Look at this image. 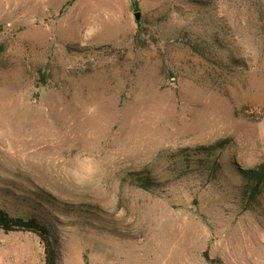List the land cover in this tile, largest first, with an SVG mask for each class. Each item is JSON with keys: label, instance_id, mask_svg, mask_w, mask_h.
I'll list each match as a JSON object with an SVG mask.
<instances>
[{"label": "rangeland", "instance_id": "rangeland-1", "mask_svg": "<svg viewBox=\"0 0 264 264\" xmlns=\"http://www.w3.org/2000/svg\"><path fill=\"white\" fill-rule=\"evenodd\" d=\"M262 163L264 0H0V207L59 264H264L238 198ZM44 260L0 229V264Z\"/></svg>", "mask_w": 264, "mask_h": 264}, {"label": "trees", "instance_id": "trees-1", "mask_svg": "<svg viewBox=\"0 0 264 264\" xmlns=\"http://www.w3.org/2000/svg\"><path fill=\"white\" fill-rule=\"evenodd\" d=\"M228 146V140H221L215 145L197 148L195 152L202 156L196 159V165L206 168L210 178H217L221 169V159L223 149ZM221 149L220 153H216ZM241 185L238 188L239 203L245 211H264V163L256 168H250L238 172ZM141 186L145 188L155 187L159 182L149 176L140 175ZM0 229L5 232L24 231L36 234L43 245L45 264H59L60 253L58 243L51 228L47 223L37 216H24L14 214L6 207H0ZM217 264H221L220 259H211Z\"/></svg>", "mask_w": 264, "mask_h": 264}, {"label": "water", "instance_id": "water-1", "mask_svg": "<svg viewBox=\"0 0 264 264\" xmlns=\"http://www.w3.org/2000/svg\"><path fill=\"white\" fill-rule=\"evenodd\" d=\"M135 16H136V20H137V22L139 24L140 23V12H136Z\"/></svg>", "mask_w": 264, "mask_h": 264}]
</instances>
